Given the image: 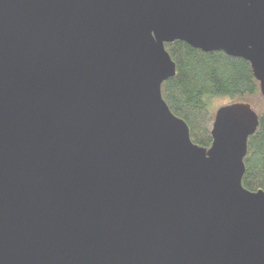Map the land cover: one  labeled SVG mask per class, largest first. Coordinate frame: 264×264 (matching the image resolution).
I'll return each mask as SVG.
<instances>
[{
    "label": "water",
    "instance_id": "obj_1",
    "mask_svg": "<svg viewBox=\"0 0 264 264\" xmlns=\"http://www.w3.org/2000/svg\"><path fill=\"white\" fill-rule=\"evenodd\" d=\"M174 41L264 97V0H0V264H264L257 115L221 107L195 145L161 97Z\"/></svg>",
    "mask_w": 264,
    "mask_h": 264
},
{
    "label": "trees",
    "instance_id": "obj_2",
    "mask_svg": "<svg viewBox=\"0 0 264 264\" xmlns=\"http://www.w3.org/2000/svg\"><path fill=\"white\" fill-rule=\"evenodd\" d=\"M175 74L161 85L168 108L189 128L191 141L207 149L216 111L226 105L246 104L257 115V128L247 140L242 186L249 192L264 191V97L249 62L225 52H201L184 42L165 44ZM216 99L225 104L214 108Z\"/></svg>",
    "mask_w": 264,
    "mask_h": 264
},
{
    "label": "rangeland",
    "instance_id": "obj_3",
    "mask_svg": "<svg viewBox=\"0 0 264 264\" xmlns=\"http://www.w3.org/2000/svg\"><path fill=\"white\" fill-rule=\"evenodd\" d=\"M224 104H225V101H224V100H222V99H216V100L213 102L212 106H213L214 108H216V107H218V106H222V105H224Z\"/></svg>",
    "mask_w": 264,
    "mask_h": 264
}]
</instances>
